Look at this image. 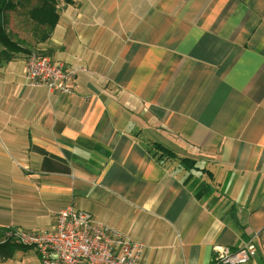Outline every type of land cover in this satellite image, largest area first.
<instances>
[{
	"label": "crops",
	"instance_id": "0c3cea01",
	"mask_svg": "<svg viewBox=\"0 0 264 264\" xmlns=\"http://www.w3.org/2000/svg\"><path fill=\"white\" fill-rule=\"evenodd\" d=\"M67 6L36 51L76 71L71 95L30 87L24 54L0 62V264H39L5 234L68 207L141 244L140 264L252 243L245 264H264V0Z\"/></svg>",
	"mask_w": 264,
	"mask_h": 264
},
{
	"label": "built area",
	"instance_id": "2783aa9c",
	"mask_svg": "<svg viewBox=\"0 0 264 264\" xmlns=\"http://www.w3.org/2000/svg\"><path fill=\"white\" fill-rule=\"evenodd\" d=\"M24 71L30 87L43 86L61 94H72L71 81L76 71L35 54L27 56ZM5 238L36 249L39 264H140L143 253L141 244L110 232L88 213L71 207L56 214V224L50 232L27 234L9 230ZM212 253L216 264H245L254 256L255 246L252 243L232 250L214 245Z\"/></svg>",
	"mask_w": 264,
	"mask_h": 264
},
{
	"label": "trees",
	"instance_id": "16d2710c",
	"mask_svg": "<svg viewBox=\"0 0 264 264\" xmlns=\"http://www.w3.org/2000/svg\"><path fill=\"white\" fill-rule=\"evenodd\" d=\"M64 1L67 5L73 4V0ZM31 5L32 7L30 8ZM20 7L23 9L30 8L28 12L31 19L37 24L45 26L49 32L48 34L53 32L54 27L59 20L55 0H0V62L11 61L21 54L29 55L27 49L22 47L20 43L14 41L6 30L8 13L13 12ZM47 35H45V37H47ZM153 145V156L157 161L172 160L186 170L202 171V174L207 172L205 169H199L195 160L178 157L174 152L162 145ZM209 188L211 189V186ZM4 240L8 241L6 238H4Z\"/></svg>",
	"mask_w": 264,
	"mask_h": 264
},
{
	"label": "rangeland",
	"instance_id": "374dc122",
	"mask_svg": "<svg viewBox=\"0 0 264 264\" xmlns=\"http://www.w3.org/2000/svg\"><path fill=\"white\" fill-rule=\"evenodd\" d=\"M55 4L58 13L65 12L66 10L68 12L75 11V9L69 8L64 0H55ZM30 8L23 9L20 7L8 13L6 30L14 41L20 43L22 47L27 49L29 55L35 54L36 56H40V53L38 54L36 51V47H38L37 45L40 42L47 40L51 33L48 34L49 32L45 26H41L31 19L28 12Z\"/></svg>",
	"mask_w": 264,
	"mask_h": 264
}]
</instances>
